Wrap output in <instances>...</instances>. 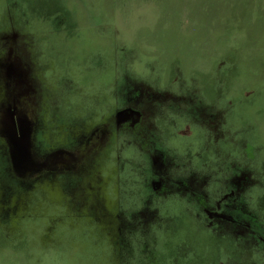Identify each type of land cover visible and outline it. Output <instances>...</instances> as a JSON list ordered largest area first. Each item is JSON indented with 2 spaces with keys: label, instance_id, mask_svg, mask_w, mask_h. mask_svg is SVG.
I'll return each instance as SVG.
<instances>
[{
  "label": "rangeland",
  "instance_id": "rangeland-1",
  "mask_svg": "<svg viewBox=\"0 0 264 264\" xmlns=\"http://www.w3.org/2000/svg\"><path fill=\"white\" fill-rule=\"evenodd\" d=\"M14 105L69 171L19 177ZM0 133V264H264V0H0Z\"/></svg>",
  "mask_w": 264,
  "mask_h": 264
},
{
  "label": "flooded vegetation",
  "instance_id": "flooded-vegetation-1",
  "mask_svg": "<svg viewBox=\"0 0 264 264\" xmlns=\"http://www.w3.org/2000/svg\"><path fill=\"white\" fill-rule=\"evenodd\" d=\"M5 65H6V67H7V65L8 66H10V65L12 66V64H10L8 62L5 63ZM41 67H34V70L37 69L34 72L35 77L38 74H42V73L44 75V71L41 69ZM27 75H28V73H27ZM102 77H103L102 78L103 82H105L106 81L105 77L103 75H102ZM26 78L28 80V77H26ZM19 91L21 93L20 96H22V90H19ZM24 92H25V89H24ZM159 93H161V92H159ZM215 93L218 94V90H216V92H214V94ZM203 94L204 93H203L202 89H200V88L189 89V90L186 91V93L184 92L181 96L179 94L178 95H173L172 92H171V90L167 89L166 91H164V94L162 93L161 94L162 96H159V97H160V99L163 97V101H164L163 103L168 102V101L170 103H173V101H175L177 98H180V99H183V100H186V101L189 100V102L190 103H193V106L196 108L194 111H198V112L201 113V111H203L205 105L207 104L206 103V99L204 98ZM214 102H216V98H215V101ZM22 105L25 106V101L22 102ZM22 105L20 104L19 106L21 107ZM19 106L18 105H14L13 106L14 109L12 110V113H15V114H16V112L18 113V111H19L18 108H20ZM127 111H129L130 113H134V111L129 110V109ZM118 115L119 114H117V118H118ZM14 119H15V122L17 124V129L19 131V134L21 136L22 131L24 130V126H25V124L22 123V121H24V119L21 118V117H19V116H16V115L14 116ZM2 120H3V118H2ZM199 121H200V119H199ZM136 124H137V121H136ZM136 124H135V122H133L132 127L134 125H136ZM184 125H185V123L183 122L180 125H178V128L181 129V127H183ZM228 131L231 134L230 129H228ZM116 133H117V131H116L115 128H113L112 130H108L106 128V126H103V127L101 126V127H99V129L93 131L91 133V135L89 136L87 142L85 144L83 143L82 152L84 150V153H83L84 154V159H88V158L92 157L94 154H96L97 152H99L100 150H102L103 149L102 147L106 144V142H108L111 138H113ZM218 133L220 134L221 137L216 138L214 136H211L212 139H213V137L215 138L213 141H215L217 143H211L208 146V148H207V150H209V152H202L200 154V157L201 158L203 156L204 157L203 159H206L205 158V155L207 153L210 155V148H211V146L214 145V144L223 143L224 141H226V138L229 135L228 132L227 133L226 132H224V133L218 132ZM184 134H187V132L184 131ZM165 136H166V134L164 135V137ZM184 136L185 135H183L180 132L179 137H184ZM4 137H3V139L5 141H7L11 145V141H10V139L8 137V133L5 134ZM88 143H89V145H92L93 147H96V148L91 149V150H88L89 148H92L91 146L88 147ZM11 147H12V145H11ZM61 151H64V150L61 149V150H58V151H54V152H52V154H50V156L56 154V155L53 156V159H54L55 157H58V154L57 153H60ZM218 151L222 155L225 153L223 151V148H220ZM64 152L70 154V151H68V152L67 151H64ZM214 152H215V150H214ZM214 152L212 154H214ZM68 154L67 155L66 154L64 155V153H62V154L60 153L59 155H62V156H65V157L62 159V161H59L60 159L59 158H56L54 160L55 161L54 163L52 161V165L53 166H50V167H47L46 166L45 163H47L49 161V159H50V156L49 157L46 156L45 158H41V159L45 160L44 162H40L39 164L34 163L33 164L34 166L32 165L31 168H25V166L23 165L24 167L19 168V170L15 171V172L19 174V177L20 178L25 179V180H31V178L34 179L36 177L43 176L44 174H48V173H53V172H57L58 173V172H62V171H69L70 168H72L71 166L74 165V163H73L74 161L72 162L70 160L71 159V156H70L71 154L70 155H68ZM215 154H216V152H215ZM210 157L207 158V159H210ZM43 164H45V165H43ZM36 166H38V169L36 168ZM33 168H36V169L34 170ZM20 170H22V171H20ZM196 172H198V171H196ZM34 174H37V175L36 176H32ZM28 178H30V179H28ZM165 186H166V183H164L161 187H159L158 190H154V191L156 193H163L164 192L163 194H168L167 192H174L175 191V190H171V189H169L168 187H165ZM178 191H179V193H184L186 196H189L190 198L194 197L195 200H196V202L198 203V205L201 207L202 211L205 210V209L212 210V207H211L212 206V204H211L212 203V200L210 198L207 197V198L204 199V197L201 194H197V193L194 194V193H192V191L187 190V189H184V190L182 189V190H178ZM203 206H205V207H203ZM215 220L216 221H219L218 219H215ZM233 225L235 226V224H233ZM121 234H123L122 233V228H121ZM241 235L243 237L245 236L244 234H241ZM129 249H127V250H129ZM127 256L129 257V253H127Z\"/></svg>",
  "mask_w": 264,
  "mask_h": 264
},
{
  "label": "water",
  "instance_id": "water-1",
  "mask_svg": "<svg viewBox=\"0 0 264 264\" xmlns=\"http://www.w3.org/2000/svg\"><path fill=\"white\" fill-rule=\"evenodd\" d=\"M16 114L12 113L10 118H8V137L12 145L13 158L15 159V164L18 168H21L20 165L23 163L26 164V168H31L34 162L32 161L31 153V135L32 128L30 123L23 118L22 123L25 124L24 130L20 136L17 129V124L15 122L14 116Z\"/></svg>",
  "mask_w": 264,
  "mask_h": 264
},
{
  "label": "trees",
  "instance_id": "trees-1",
  "mask_svg": "<svg viewBox=\"0 0 264 264\" xmlns=\"http://www.w3.org/2000/svg\"><path fill=\"white\" fill-rule=\"evenodd\" d=\"M237 14V13H236ZM236 14H234V16L236 15ZM33 133V132H32ZM35 151V150H34ZM12 152V151H11ZM37 152V151H36ZM38 179V178H37Z\"/></svg>",
  "mask_w": 264,
  "mask_h": 264
}]
</instances>
